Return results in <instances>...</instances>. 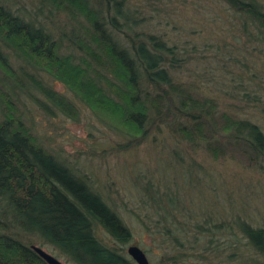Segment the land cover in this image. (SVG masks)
<instances>
[{
    "label": "trees",
    "instance_id": "obj_1",
    "mask_svg": "<svg viewBox=\"0 0 264 264\" xmlns=\"http://www.w3.org/2000/svg\"><path fill=\"white\" fill-rule=\"evenodd\" d=\"M37 1L38 10L46 7L67 16L71 27L62 34L69 39V50L61 52L63 37L57 39L48 25L15 13L1 0L0 41L65 85L98 119L134 138H145L149 127L159 128L161 123L190 142H208L221 134L242 143L264 172L262 127L220 109L214 97L199 94L180 80L178 74L187 62L185 49L146 31L139 10L129 0ZM224 1L254 27L250 30L242 22L249 41L264 46V5L258 0ZM0 64L8 67L1 53ZM24 76L38 93L28 91L29 97L42 110L51 113L55 107L78 117L76 104L62 91L32 73ZM19 82L26 89L20 78ZM11 96L0 85V264H48L20 238L32 236L72 264H136L96 234L102 228L125 242L128 227L84 178L35 139ZM167 190L146 184L143 200L161 210L165 234L179 245L169 225L176 197ZM240 228L263 257L257 264H264V227L243 221Z\"/></svg>",
    "mask_w": 264,
    "mask_h": 264
},
{
    "label": "rangeland",
    "instance_id": "obj_2",
    "mask_svg": "<svg viewBox=\"0 0 264 264\" xmlns=\"http://www.w3.org/2000/svg\"><path fill=\"white\" fill-rule=\"evenodd\" d=\"M129 1L139 10L146 31L185 49L187 62L178 74L180 80L199 94L214 97L220 109L246 117L264 130V51L258 54L264 46L249 41L241 30L244 14L224 0ZM258 1L264 5V0ZM1 2L48 25L57 39L63 37L61 52L69 50V39L62 34L71 27L65 14L46 7L38 10L37 0ZM245 21V27L253 30ZM0 53L12 73L0 64V85L12 95L35 139L84 178L130 230L129 240L119 242L98 228L96 234L103 242L126 255L128 245L136 244L150 264H257L262 260L240 225L245 221L264 227V172L242 143L221 134L208 142H190L168 123L149 127L145 138L131 137L98 119L65 85L30 66L1 41ZM25 73L67 95L76 104L78 117L73 119L55 107L51 113L42 110L28 95V91L38 93ZM18 77L26 89L17 85ZM146 184L168 189L176 197L169 225L181 244L165 234L161 210L144 202ZM20 238L72 264L50 244L33 236Z\"/></svg>",
    "mask_w": 264,
    "mask_h": 264
},
{
    "label": "water",
    "instance_id": "obj_3",
    "mask_svg": "<svg viewBox=\"0 0 264 264\" xmlns=\"http://www.w3.org/2000/svg\"><path fill=\"white\" fill-rule=\"evenodd\" d=\"M31 247L35 250L48 264H64L58 257L47 252L42 247L32 244ZM128 255L136 264H150L145 252L136 244H130L127 247Z\"/></svg>",
    "mask_w": 264,
    "mask_h": 264
}]
</instances>
